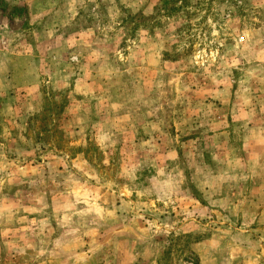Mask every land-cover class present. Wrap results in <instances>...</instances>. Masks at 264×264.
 Instances as JSON below:
<instances>
[{"label":"rangeland","instance_id":"374dc122","mask_svg":"<svg viewBox=\"0 0 264 264\" xmlns=\"http://www.w3.org/2000/svg\"><path fill=\"white\" fill-rule=\"evenodd\" d=\"M0 264H264V0H0Z\"/></svg>","mask_w":264,"mask_h":264}]
</instances>
